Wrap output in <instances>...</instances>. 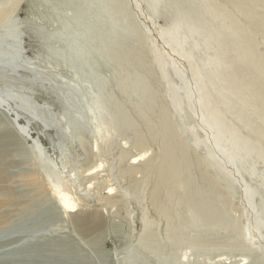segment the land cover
<instances>
[{
  "label": "rangeland",
  "instance_id": "374dc122",
  "mask_svg": "<svg viewBox=\"0 0 264 264\" xmlns=\"http://www.w3.org/2000/svg\"><path fill=\"white\" fill-rule=\"evenodd\" d=\"M208 1L224 8L245 41L226 40L217 73L202 78L222 121L262 156L256 169L264 174V79L253 67L264 56V2ZM0 2L15 6L0 21L1 164L9 176L0 187L18 196L2 208L11 215L0 225V264H264V183L218 148L200 106V82L161 38L164 12L152 13L144 0H109L115 11L108 0ZM137 79L169 111L195 187L219 197L211 221L184 210L187 222L171 224L154 208V178L136 172L134 183L123 172L130 157L121 153L139 147L135 126L122 124L131 117L141 126ZM153 143L143 161L159 153ZM199 172L213 177L215 189ZM54 185L74 200L75 212L102 217L94 238L75 229Z\"/></svg>",
  "mask_w": 264,
  "mask_h": 264
},
{
  "label": "bare ground",
  "instance_id": "6f19581e",
  "mask_svg": "<svg viewBox=\"0 0 264 264\" xmlns=\"http://www.w3.org/2000/svg\"><path fill=\"white\" fill-rule=\"evenodd\" d=\"M144 1L152 13L161 14L164 12L167 15L166 23L161 26V38H164L167 44H170L168 45L171 49L173 48L172 50L175 49L183 56L191 66L193 75L200 82V89L198 85L196 87L201 99L200 106L205 115V122H207L209 129L212 130L213 138L217 142L218 148L225 152L234 164L238 165L239 171L242 170L247 176L256 178L257 184L262 185L264 183V174L258 173L256 169V164L262 159V156L256 152L253 145L242 137L237 130L223 122L224 119L219 113L217 106L214 107L211 103L212 92L206 87L205 80L202 78L208 72L216 71L215 73H217L228 42H237L242 45L245 41V36L243 37L241 30H239L238 26L236 27V22L232 18L227 17L224 8L217 6V3L214 5L208 0ZM263 2L264 0H262ZM109 4L110 10H114L112 7L113 3L109 2ZM14 7L13 3L7 6L5 2H0V21L8 18L14 11ZM248 19H250L249 21L252 20L251 17ZM108 30V44H111V40L114 37L112 33L115 32H112L109 27ZM80 33L83 35L84 29L80 30ZM228 39L230 40L225 45V41ZM248 46L252 49L254 43L249 42ZM241 53L239 52L238 56ZM102 54L105 53L103 52ZM257 61L258 65L253 63V67L260 70L261 77L264 79V56L261 55ZM147 75H149V72ZM137 81L139 83V88L137 89H139L142 101L138 104L136 111L141 118L139 123L141 126L134 123L135 120L131 117L127 121L122 119V124H125L129 129L135 126L134 129L136 130L133 139L136 146L139 147L138 152L133 155L128 156L124 152L121 153L122 157H130V165L124 167L123 172L131 179L133 177L132 181L134 183L137 182L135 180L136 172H140L143 178L146 174H150L154 178V185L151 191L154 208L158 212L165 213L171 224L183 226L187 222L184 214H182L184 210H193L196 213V218L211 221L212 216L215 214L212 201L218 200L219 197L212 198L210 192L208 194L209 188L205 190L204 188L198 189L195 187L196 184L189 175L191 161L185 154L186 148L175 130L169 111L161 104L158 94L150 85H146L145 81L141 79H137ZM229 84L230 82L228 81L227 85ZM262 102L264 104V100ZM25 128H22L23 132H26ZM149 142L157 143L160 151L152 156V160L143 161L147 153L146 145ZM35 145L37 144L35 143ZM1 146L0 183L5 184L9 176L8 172L4 170L5 166L1 164L5 154L3 144ZM200 163H198L199 166L205 171ZM199 174L200 176L203 175L201 180L204 184L209 185L208 187L214 185L212 189H215L213 177L206 172L202 174L199 172ZM239 178L237 179L239 180ZM240 183L242 184L243 182L241 181ZM110 189L112 190V188ZM16 193L11 187H0V198H2L0 199V225L11 215V210L3 211L2 208L11 206L18 201ZM52 193L58 199L60 207L65 212H69L72 223L79 234L94 238L92 232L100 230L103 226L102 217L96 211L75 212L77 207L74 200L67 192L60 191L56 185L52 187Z\"/></svg>",
  "mask_w": 264,
  "mask_h": 264
}]
</instances>
